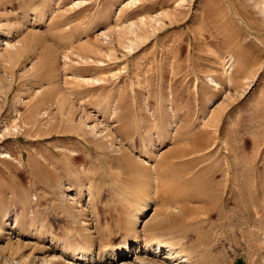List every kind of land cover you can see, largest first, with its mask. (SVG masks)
<instances>
[{
    "label": "rangeland",
    "instance_id": "obj_1",
    "mask_svg": "<svg viewBox=\"0 0 264 264\" xmlns=\"http://www.w3.org/2000/svg\"><path fill=\"white\" fill-rule=\"evenodd\" d=\"M237 258L264 264V0H0V264Z\"/></svg>",
    "mask_w": 264,
    "mask_h": 264
},
{
    "label": "bare ground",
    "instance_id": "obj_2",
    "mask_svg": "<svg viewBox=\"0 0 264 264\" xmlns=\"http://www.w3.org/2000/svg\"><path fill=\"white\" fill-rule=\"evenodd\" d=\"M147 158V157H146ZM151 159V157L150 156H148V160H150ZM154 169V168H153ZM154 172H156V170L154 171ZM180 209H181V213H183L184 212V210H186V207L184 206V205H182V204H180ZM172 217H174V216H172ZM172 217H170L169 219H168V222L170 221V219L172 218ZM167 220V219H166ZM166 220H164V221H166ZM174 220V219H173ZM164 224L165 223H156V227L154 226V228H162L163 226H164ZM139 236L137 235V234H135L134 235V238H133V240L131 241V243H132V245L130 246V251H134V250H136L137 249V247L139 246V244H138V242H139ZM158 238V237H157ZM152 240V239H151ZM156 240V239H155ZM153 242H155V241H153ZM125 243V242H124ZM172 243L170 242V241H168V242H165V241H156L155 243H152V242H150V241H148V242H146L145 243V245H144V250H143V253L144 254H148V253H150V254H152V255H154L155 254V251H156V249H159V251L160 250H162L161 248H169V249H173V247L174 246H172L171 245ZM125 245H126V243H125ZM156 246V247H153V246ZM121 247V246H120ZM119 246H114V247H111V248H109V246H108V248H107V246L105 247V249H108V251H106V255H107V257H106V261H116L117 259H119L120 257H122L123 255H126V252H125V250H123L122 249V247L120 248ZM125 247V246H124ZM127 249V248H126ZM151 249H153V251L151 250ZM175 249V248H174ZM165 251H167V250H165ZM72 252V251H71ZM162 252H163V250H162ZM169 252V251H168ZM171 252H174V251H171ZM128 255V254H127ZM143 258H141L142 260H145L146 258H145V256H142ZM151 259V258H150Z\"/></svg>",
    "mask_w": 264,
    "mask_h": 264
},
{
    "label": "water",
    "instance_id": "obj_3",
    "mask_svg": "<svg viewBox=\"0 0 264 264\" xmlns=\"http://www.w3.org/2000/svg\"><path fill=\"white\" fill-rule=\"evenodd\" d=\"M234 264H245L243 262V260L241 258H237L235 261H234Z\"/></svg>",
    "mask_w": 264,
    "mask_h": 264
}]
</instances>
